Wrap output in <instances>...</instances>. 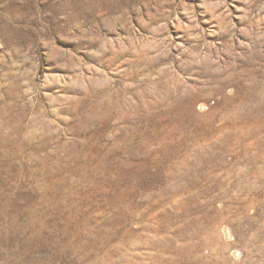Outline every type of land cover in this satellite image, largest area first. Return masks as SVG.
Listing matches in <instances>:
<instances>
[{"label": "rangeland", "instance_id": "rangeland-1", "mask_svg": "<svg viewBox=\"0 0 264 264\" xmlns=\"http://www.w3.org/2000/svg\"><path fill=\"white\" fill-rule=\"evenodd\" d=\"M0 264H264V0H0Z\"/></svg>", "mask_w": 264, "mask_h": 264}, {"label": "bare ground", "instance_id": "bare-ground-1", "mask_svg": "<svg viewBox=\"0 0 264 264\" xmlns=\"http://www.w3.org/2000/svg\"><path fill=\"white\" fill-rule=\"evenodd\" d=\"M204 106H205V105L203 104V108H204Z\"/></svg>", "mask_w": 264, "mask_h": 264}]
</instances>
